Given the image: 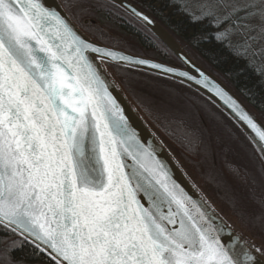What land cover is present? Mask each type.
Wrapping results in <instances>:
<instances>
[{
    "label": "snow or ice",
    "instance_id": "6c2138e0",
    "mask_svg": "<svg viewBox=\"0 0 264 264\" xmlns=\"http://www.w3.org/2000/svg\"><path fill=\"white\" fill-rule=\"evenodd\" d=\"M240 10L264 21V0H204L196 18ZM102 57L133 60L91 43L44 0H0V234L30 241L48 264H264L141 141ZM215 91L264 158V126Z\"/></svg>",
    "mask_w": 264,
    "mask_h": 264
},
{
    "label": "rangeland",
    "instance_id": "374dc122",
    "mask_svg": "<svg viewBox=\"0 0 264 264\" xmlns=\"http://www.w3.org/2000/svg\"><path fill=\"white\" fill-rule=\"evenodd\" d=\"M175 1L181 4L188 3L197 13L204 2V0ZM62 2L75 22L101 42L123 47L131 53L155 56L141 47L134 38L112 27L110 22L96 13L98 11L93 3L86 0ZM171 62L173 65H180L175 60ZM106 68L122 89L137 100L140 104L137 105L138 109L154 124L155 131L167 147L172 152L182 154L184 160L181 159L179 162L203 195L232 227L264 251V174L258 166L253 150L243 141V136L240 133L238 135L233 127L225 123L222 116L210 110L201 101L193 99L183 88L172 82L159 78L165 88V91H162L147 79L132 77L137 87L128 86L120 71L110 66ZM129 98L135 102L131 96ZM196 112L200 113L204 126L211 130L210 136L214 140L217 152L220 150L218 156L222 165L219 163V172L217 169L209 168V165L212 168L213 161L207 154V145L202 146L201 141L199 145L192 136V129L185 126L186 123L192 122V115ZM222 153L231 160L229 165L223 162ZM218 181L226 185L220 186ZM13 240L15 239H9L6 245ZM3 250L0 251L2 254L0 264H11Z\"/></svg>",
    "mask_w": 264,
    "mask_h": 264
},
{
    "label": "trees",
    "instance_id": "16d2710c",
    "mask_svg": "<svg viewBox=\"0 0 264 264\" xmlns=\"http://www.w3.org/2000/svg\"><path fill=\"white\" fill-rule=\"evenodd\" d=\"M86 1L93 3L98 11L96 13L110 22L112 27L134 38L141 47L156 56L146 57L170 64H172L171 60L178 62L172 53L149 30L118 7L104 0ZM131 1L162 23L201 63L227 82L264 119V21H261L259 17L251 18L242 10L230 14L227 20L224 19L222 11H217L218 19L196 18L200 16V10L199 13L195 12L186 2L181 4L175 0ZM63 6L67 10L64 3ZM88 35L97 42L108 45L98 40V38L96 39L93 35ZM108 46L114 45L109 44ZM116 48L126 50L123 47ZM134 54L138 53L134 52ZM110 67L120 71L128 86L134 85L137 87L135 80L132 79V77H135L137 79H147L148 82H153L162 91H165L164 84L155 76L118 66L111 65ZM178 86L183 88L193 99L201 101L203 105H207L210 110H213L221 117L220 113L201 96L182 85ZM125 93L128 97L131 96L133 98L136 103L130 100L136 106L139 104L132 94L130 95L126 91ZM193 115L191 118L192 122L186 123L185 126L187 129H192V136L196 138V142H199V145L200 141L202 146L207 145V154L213 161L212 168L210 165L209 168L211 170L217 169L219 172L220 157L218 152L220 153V150L217 152L215 148L214 140L210 136L211 130L204 126L199 112ZM225 123L233 127L229 122L226 121ZM237 134L239 135V132ZM243 141L250 147L246 139ZM174 153L180 160H184L180 152L174 151ZM222 155L223 162L229 165L231 163L229 157L224 155V153ZM255 157L257 158L258 166L263 172L258 157L256 155ZM220 164L222 165V162ZM218 183L220 186L226 185L222 181H218ZM12 238L15 241H20V243L10 252L4 253L11 264H48L47 257L38 252L34 245L24 241L19 235L4 237L0 234V251L7 247L6 242Z\"/></svg>",
    "mask_w": 264,
    "mask_h": 264
},
{
    "label": "water",
    "instance_id": "95a60500",
    "mask_svg": "<svg viewBox=\"0 0 264 264\" xmlns=\"http://www.w3.org/2000/svg\"><path fill=\"white\" fill-rule=\"evenodd\" d=\"M138 21L142 24L147 30H149L152 35L158 39L178 60L180 65H173L170 63H166L154 58L134 54L119 48H115L112 46L104 45L102 43L97 42L96 40L89 37L85 34L79 27L73 22L65 8L63 7L60 0H44L46 6L56 7L58 11H61V14L64 15L71 23L72 27L83 37L87 38L91 43L97 45L98 47L105 48L111 50L116 53H120L129 57H132L133 60L131 62L128 61H117L112 60L110 58L102 57L97 60L96 63L99 67L102 68L105 78L110 82L112 87L110 91H112L113 95L116 97L120 106L124 109V114L129 118V121L133 128L137 131L138 135L141 138V141L147 144H151L152 149L155 151L157 159L163 162L167 169L170 172V175L173 180L179 185L180 188L184 190L185 193L188 194L193 200L197 201L200 204H203L208 208L212 214L217 217V223L223 221L225 225H227L228 229L232 231L236 236L240 238L242 242H246L248 246H252L254 248L262 251L258 246H256L252 241L248 238L240 234L234 227H232L227 220L217 211V209L210 203V201L203 195V193L199 190L197 185L191 179V177L187 174L184 168L181 166L179 161L175 158V156L171 153L169 148L165 145V143L160 139L151 125L147 122V120L142 116L139 110L135 107L132 101L128 98L125 92L121 89V87L117 84L115 78L112 76L110 71L106 68L107 65L118 66L126 69H130L133 71L149 74L163 80H167L179 85H182L199 96H201L205 101L209 102L220 114L224 117L237 132H239L246 142L249 143L253 153L258 157V161L262 167L264 172V158L261 157L260 153L257 150V147L253 144L250 136L252 133L247 128L245 123L239 119L236 115L235 111L225 103V101L218 95H216V88L222 89L225 93L231 96L237 104L243 108L246 112H248L259 124L264 126V119L233 89L229 86L222 78L216 75L211 69L207 68L203 63H201L192 52L187 49V47L176 38L162 23H160L157 19L139 7L131 0H104ZM131 8H135L137 12L143 13L148 17V20H144L142 16H138L131 11ZM89 55L95 57L97 54L90 53ZM147 60L148 64H138L135 63L136 60ZM152 64L161 65L160 68H153ZM171 68L175 71L167 72L164 69ZM187 72L189 76L195 77V79H189L188 76H181L179 73ZM198 81H206L208 86L205 87L203 83H198ZM131 163V161H128ZM141 201H144L143 196L141 195ZM164 210L167 211V206L162 205ZM23 238V237H22ZM31 243L30 241H27ZM32 244V243H31ZM33 245V244H32Z\"/></svg>",
    "mask_w": 264,
    "mask_h": 264
},
{
    "label": "flooded vegetation",
    "instance_id": "af4514ba",
    "mask_svg": "<svg viewBox=\"0 0 264 264\" xmlns=\"http://www.w3.org/2000/svg\"><path fill=\"white\" fill-rule=\"evenodd\" d=\"M72 18V17H71ZM73 19V18H72ZM73 21L75 22V20L73 19ZM76 23V22H75ZM77 24V23H76ZM77 26L80 28V29H82L78 24H77ZM214 158H215V154H214Z\"/></svg>",
    "mask_w": 264,
    "mask_h": 264
},
{
    "label": "bare ground",
    "instance_id": "6f19581e",
    "mask_svg": "<svg viewBox=\"0 0 264 264\" xmlns=\"http://www.w3.org/2000/svg\"><path fill=\"white\" fill-rule=\"evenodd\" d=\"M218 207V206H217ZM220 209V208H219ZM222 211V210H221Z\"/></svg>",
    "mask_w": 264,
    "mask_h": 264
}]
</instances>
